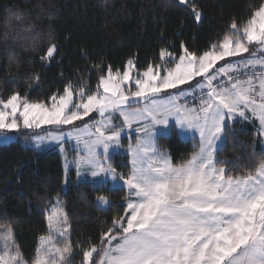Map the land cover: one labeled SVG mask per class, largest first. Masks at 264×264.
<instances>
[{
  "label": "snow or ice",
  "instance_id": "obj_1",
  "mask_svg": "<svg viewBox=\"0 0 264 264\" xmlns=\"http://www.w3.org/2000/svg\"><path fill=\"white\" fill-rule=\"evenodd\" d=\"M177 3L190 9L196 23L202 21L195 0ZM180 49L178 58L160 49L164 64L149 62L144 70L132 58L122 70L109 65L106 75L93 65L101 72L94 91L81 77L43 100L19 92L0 97V130H33L36 148L55 141L62 152L64 141L75 139L78 179L128 190L124 214L113 217L98 243H72L59 193L52 209L42 198L49 231L39 237L31 258L16 242L11 223L0 222V264H73L76 250L82 251L81 264H264V151L252 153L245 175L229 174L225 165L233 162L217 159L237 120L255 118L264 137V0L250 6L246 18H232L222 39L205 50H189L183 42ZM57 50L50 42L41 61L50 62ZM30 79L38 83L39 75ZM131 83L135 90L124 87ZM170 118L182 134L199 137L179 163L156 140V126H168ZM134 124L135 143L125 149L122 133ZM42 125L55 131L43 136L34 131ZM11 139L0 136V142ZM119 151L128 158L127 172L114 166ZM69 171L66 164L64 183ZM96 199L101 207L111 206L106 195Z\"/></svg>",
  "mask_w": 264,
  "mask_h": 264
},
{
  "label": "trees",
  "instance_id": "obj_2",
  "mask_svg": "<svg viewBox=\"0 0 264 264\" xmlns=\"http://www.w3.org/2000/svg\"><path fill=\"white\" fill-rule=\"evenodd\" d=\"M195 2L203 13L200 23L177 0H0V97L19 92L33 101L43 100L62 93L68 81L78 82L81 77L94 91L101 72L93 65H100L106 75L109 65L122 70L132 58L144 70L149 62L161 63L162 48L178 57L181 42L189 50L203 51L222 39L232 18H246L250 6L261 0ZM50 42L58 50L45 63L40 57ZM32 74L39 75L38 83L30 79ZM257 125L255 120H237L233 136L217 153L218 160L233 162L225 165L229 174H247L252 153L259 156L264 151ZM193 139L181 138L173 126L156 137L176 163L194 151ZM113 163L121 168L128 163L127 157L113 156ZM72 170L64 186L57 149H35L20 139L0 143V222L11 223L26 257L33 256L39 237L49 231L42 198L50 200L47 207L51 209L59 193L73 244L79 240L98 243L113 217L124 214V188L76 183ZM100 194L109 198L111 206L99 207L96 198ZM76 251L73 264H81L82 251Z\"/></svg>",
  "mask_w": 264,
  "mask_h": 264
},
{
  "label": "rangeland",
  "instance_id": "obj_3",
  "mask_svg": "<svg viewBox=\"0 0 264 264\" xmlns=\"http://www.w3.org/2000/svg\"><path fill=\"white\" fill-rule=\"evenodd\" d=\"M245 55H248V54H245ZM178 58V57H177ZM160 61L161 63L160 64H164V62L161 60L160 58ZM221 64L223 62H220ZM169 67L173 66V65H167ZM107 74V72H106ZM135 74V73H134ZM125 88H128V87H131L132 90H135V85L134 83H131L130 85H124ZM160 98H164V94L161 93L160 94ZM142 106V104H141ZM95 116L96 119H99L98 116H96L95 114H93ZM117 117H118V114H117ZM85 121H87V118H85ZM118 122L119 123H123L122 119L118 118ZM78 124L80 122H77ZM82 126V125H81ZM137 125H133L131 129H128V128H125L122 135H123V145H124V148L126 149L128 144L129 143H135V137L137 135V133L135 132V128H136ZM174 127L175 129H177V133L178 135L183 138V139H189V138H193L191 136V134H188V133H185V134H182V130L175 124V120L174 119H171L170 118V123L168 126H162V125H157L156 126V137L157 135L159 134H162V133H167L169 132L170 128L171 127ZM68 128H70L71 126H67ZM258 128H260L259 125H257V130ZM45 129V130H43ZM35 132H38L40 135H46L47 132L49 131H55V126H51V125H42L40 129H35L34 130ZM8 135L10 137H12L11 140L7 141V142H0L1 144H5V143H8L10 141H13V140H21L24 142V144L28 145V146H31L35 149H43V148H55L59 151L60 153V157L62 159V163H63V169H64V179H65V165H69L70 166V171L68 172V178H69V175L71 174V170L74 171L73 173L75 174L74 178H75V182L76 183H81V182H91V177H82L80 179L77 178L76 176V167H75V164L73 163V161L75 160L76 156H77V143L75 141V139L73 140H65L64 141V151L62 152L59 145L57 144V142L55 141H46L44 144H42L39 148H36L35 147V144L34 142L32 141L31 139V136L33 134V130H29V129H22L21 131H15V130H12V131H7V130H0V136L2 135ZM26 136L28 137L26 139ZM87 137H85L86 139ZM195 139H199L198 135H196L194 137ZM80 147L82 148L83 145H80ZM117 155H125L123 153V151H119V152H116L113 154V156H117ZM126 156V155H125ZM127 157V156H126ZM127 161H128V158H127ZM120 171H123V165H121V168H119ZM66 185V183H64V186ZM110 188H121L120 184H108ZM126 193H127V189L124 188ZM56 203V202H55ZM99 205V204H98ZM62 207H63V204H62ZM101 207V206H99ZM53 208V206L51 207V209ZM64 208V207H63ZM104 208V207H102ZM65 211V210H64ZM50 214V213H49ZM69 236H70V231H69Z\"/></svg>",
  "mask_w": 264,
  "mask_h": 264
},
{
  "label": "built area",
  "instance_id": "obj_4",
  "mask_svg": "<svg viewBox=\"0 0 264 264\" xmlns=\"http://www.w3.org/2000/svg\"><path fill=\"white\" fill-rule=\"evenodd\" d=\"M225 79H226V77H225ZM205 91H207V90H205ZM198 100H199V94L197 93V96L195 97V102L198 103ZM187 102H188L189 105H192L193 102H194V98L193 97H188L187 98ZM181 103H185V101L183 100Z\"/></svg>",
  "mask_w": 264,
  "mask_h": 264
},
{
  "label": "crops",
  "instance_id": "obj_5",
  "mask_svg": "<svg viewBox=\"0 0 264 264\" xmlns=\"http://www.w3.org/2000/svg\"><path fill=\"white\" fill-rule=\"evenodd\" d=\"M218 63H220V62H218ZM207 90V89H206ZM251 120H255V118H252V119H250V120H248V121H251ZM255 121H257V123H258V125H259V121L258 120H255ZM260 126V125H259ZM177 130V129H176ZM263 142H264V137H263Z\"/></svg>",
  "mask_w": 264,
  "mask_h": 264
},
{
  "label": "water",
  "instance_id": "obj_6",
  "mask_svg": "<svg viewBox=\"0 0 264 264\" xmlns=\"http://www.w3.org/2000/svg\"><path fill=\"white\" fill-rule=\"evenodd\" d=\"M143 102H141V104H142Z\"/></svg>",
  "mask_w": 264,
  "mask_h": 264
},
{
  "label": "bare ground",
  "instance_id": "obj_7",
  "mask_svg": "<svg viewBox=\"0 0 264 264\" xmlns=\"http://www.w3.org/2000/svg\"><path fill=\"white\" fill-rule=\"evenodd\" d=\"M259 129V128H258Z\"/></svg>",
  "mask_w": 264,
  "mask_h": 264
}]
</instances>
